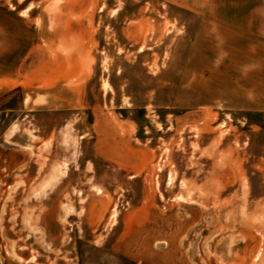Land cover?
Segmentation results:
<instances>
[{"label":"rangeland","instance_id":"1","mask_svg":"<svg viewBox=\"0 0 264 264\" xmlns=\"http://www.w3.org/2000/svg\"><path fill=\"white\" fill-rule=\"evenodd\" d=\"M0 264H264V0H0Z\"/></svg>","mask_w":264,"mask_h":264},{"label":"crops","instance_id":"2","mask_svg":"<svg viewBox=\"0 0 264 264\" xmlns=\"http://www.w3.org/2000/svg\"><path fill=\"white\" fill-rule=\"evenodd\" d=\"M81 61H82V63H83V60H82V58H81Z\"/></svg>","mask_w":264,"mask_h":264}]
</instances>
